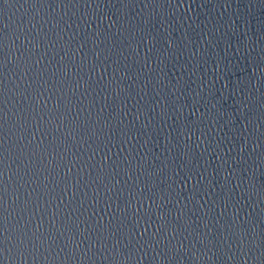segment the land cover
I'll return each mask as SVG.
<instances>
[{"label":"water","instance_id":"obj_1","mask_svg":"<svg viewBox=\"0 0 264 264\" xmlns=\"http://www.w3.org/2000/svg\"><path fill=\"white\" fill-rule=\"evenodd\" d=\"M0 264H264V0H0Z\"/></svg>","mask_w":264,"mask_h":264}]
</instances>
